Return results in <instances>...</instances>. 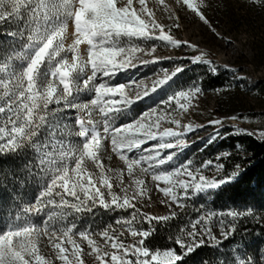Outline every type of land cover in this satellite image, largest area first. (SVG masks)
<instances>
[{
	"label": "snow or ice",
	"instance_id": "6c2138e0",
	"mask_svg": "<svg viewBox=\"0 0 264 264\" xmlns=\"http://www.w3.org/2000/svg\"><path fill=\"white\" fill-rule=\"evenodd\" d=\"M210 7L207 0H155V7L149 0H0V156L19 162L0 169L8 192L7 201L0 193V264H186L201 246L219 251L240 221L264 225V215L251 208L207 206L216 190L240 178L243 145H235L239 161L226 172L229 150L202 162L184 158L195 143L187 134L208 125L207 139L197 136L207 145L230 135L264 141V131L227 123L239 113L207 124L183 122L203 91L202 78L179 89L177 80L192 66L211 75L221 66L205 46L177 35L182 19L192 16L232 44L208 18ZM161 48L180 55H160ZM222 67L232 74L225 90L238 83L243 89L247 77ZM156 202L174 204L185 216L167 236L172 246L153 245L152 221L164 227L178 218L176 211H142ZM97 205L127 215H118L115 227L78 229L79 217ZM141 222L148 228L138 227ZM216 264H264V250L257 257L238 246Z\"/></svg>",
	"mask_w": 264,
	"mask_h": 264
},
{
	"label": "trees",
	"instance_id": "16d2710c",
	"mask_svg": "<svg viewBox=\"0 0 264 264\" xmlns=\"http://www.w3.org/2000/svg\"><path fill=\"white\" fill-rule=\"evenodd\" d=\"M207 2L212 5L206 10L208 18L225 37L229 36L233 42L240 34L246 35V43L235 50V56L229 65L241 72L250 69L264 70V3H250L249 0H207ZM202 32L210 50L226 45L205 26H203ZM209 58L215 64L218 62L215 54L210 55ZM231 75L224 69H221L217 75H211L206 72L205 66L200 65L192 66L190 71H185L180 81L188 84L198 76L202 78L200 83L203 91L215 95L214 106L210 111L213 118L239 113L241 117L239 120L233 123L227 122L237 125L236 122L242 121L245 116L248 118L264 116V77H259L256 85L252 88L244 85L242 89L237 84L235 89L225 90L224 85L231 80ZM251 92L257 95L256 107L250 104L245 105V102L240 98L244 93ZM225 131L231 132L232 129L226 128ZM237 143L243 145L247 152L246 158L242 161L243 172L236 182L216 190V193L210 197L211 202L207 206L215 211L229 209L246 211L251 208L256 215H264V141H261L258 135H230L226 139H217L211 145L199 143L194 146L195 157L199 162H202L203 159L213 158L221 150H229L232 153L231 157L223 161L226 172L231 170L234 162L239 161V155L235 150ZM18 166V161L0 156V169ZM0 193L4 194L7 201L8 192L3 186H0ZM201 202L199 199L193 201L197 207ZM95 209L93 208L92 213H84L79 217L78 229L90 228V230L96 231L108 224H113L115 227L114 221L118 214H110L102 209L94 213ZM173 211L178 213V218L168 222V226L161 227L156 221H152V224L156 226L154 246H172L167 240V236L170 232L174 234V231L178 230L180 224L185 221V216L179 208ZM188 211L195 218L196 212L192 209ZM119 215H127V213H119ZM37 222H40L39 218ZM148 226L146 222H141L138 225L144 229H147ZM118 229L117 227L116 230ZM214 230L219 239V231ZM125 242L131 243L132 240L126 239ZM238 246H240V251L252 253L258 257V253L264 250V225L255 223L252 219L240 221L238 231L227 240L222 241L219 251L208 246H201L190 255L186 264H203L204 261H207V264H216L217 257L231 258L233 251Z\"/></svg>",
	"mask_w": 264,
	"mask_h": 264
},
{
	"label": "rangeland",
	"instance_id": "374dc122",
	"mask_svg": "<svg viewBox=\"0 0 264 264\" xmlns=\"http://www.w3.org/2000/svg\"><path fill=\"white\" fill-rule=\"evenodd\" d=\"M165 2L170 4V5L174 4V0H165ZM197 2H199V0H197ZM149 4H150V6L155 7V0H149ZM182 23L184 24L185 27L182 31L178 32L177 35H179L181 38H187L189 40L197 41L201 45L205 46L206 49L210 51V55H212V54L216 55V57L218 59V62H216V64L220 65L221 69H223V67H222L223 64H225V63L229 64L232 62V60L235 56V51H233V49L236 50L241 45L246 43V35L240 34L232 42V44L230 46L229 45H222V46H217L214 50H210V46L207 43V41L205 40L203 32H202L203 25L201 22H199L196 18L189 16L187 19H182ZM226 37L230 38L229 36H226ZM158 54H160V55H173V56L180 55L179 52H176L171 48H166V49L161 48V49H159ZM163 67L169 68V67H171V65H169L168 62L165 61V62H163ZM145 71H147V70H145ZM152 71L158 72L159 67L153 68ZM238 73L240 75L247 77V79L245 81H243L242 83L249 88H252L254 85H256L259 77H264V70H259V71L256 70L255 71L253 69H250V70L245 71V72L238 71ZM180 79H181V76H180ZM180 79L177 80V83L174 86L176 89H179V88L186 85L184 82H181ZM256 97H257V95L254 92H251L248 94L244 93V95H242L240 98L245 102V105L250 104V105H255V107H256L257 106L256 105ZM214 102H215V95L214 94L202 91V93L194 101L195 107L191 110V114L183 122H185V123L191 122L193 124H207V121L213 118L210 115V111H211L212 107L214 106ZM142 107H143V105H142ZM257 110H259V109H257ZM230 122L233 123L234 121H230ZM236 123H238L237 125L240 128H244L248 131H252L255 133H258L260 131H264V116H255V117L248 118L247 120L243 119L242 121L236 122ZM212 131H213V127L211 125H208L207 131H205L204 129H196L193 133H188L186 136V139L193 140V141H195V143L191 144L190 148L185 150V157L184 158L193 157L197 162H199V160H197V158L195 157L194 146L199 144V143H203V141L200 139H197V136L204 137L205 139H207V134L212 132ZM166 151H170V150H166ZM103 162L105 163V165L107 167H112V168L117 167L115 162H110L107 159H105ZM208 174L211 175V173H208ZM116 191L118 192L119 189H116ZM146 199H148V198L146 197ZM97 207H98V209H97ZM97 207H96L94 213H97V211L99 209H102L98 205H97ZM177 208L178 207L173 204L171 206V208L169 209L167 207V205L159 204V202H156L151 207H148L146 209H142V211H146V212L153 214V215H166V214H169L170 211H173ZM102 210H104V209H102ZM104 211H106V210H104ZM128 211H131V209H129ZM119 213H126V212H124L123 210H120L118 212H110V214H118V215H119ZM78 221H79V219L76 221V223H78ZM122 230L123 229L119 228L117 231L119 232ZM91 231H93V229H91ZM93 232H95V231H93ZM214 233H215V230H214ZM77 239H78V237H77ZM96 239L98 242H100L98 237ZM126 239L132 240L131 237H127ZM84 248L85 249L87 248L86 244L84 245Z\"/></svg>",
	"mask_w": 264,
	"mask_h": 264
}]
</instances>
